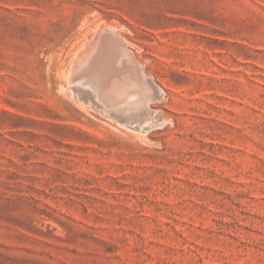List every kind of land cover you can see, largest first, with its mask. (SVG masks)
<instances>
[{
    "label": "rangeland",
    "instance_id": "rangeland-1",
    "mask_svg": "<svg viewBox=\"0 0 264 264\" xmlns=\"http://www.w3.org/2000/svg\"><path fill=\"white\" fill-rule=\"evenodd\" d=\"M108 31L144 134L78 83ZM0 264H264V0H0Z\"/></svg>",
    "mask_w": 264,
    "mask_h": 264
},
{
    "label": "bare ground",
    "instance_id": "bare-ground-1",
    "mask_svg": "<svg viewBox=\"0 0 264 264\" xmlns=\"http://www.w3.org/2000/svg\"><path fill=\"white\" fill-rule=\"evenodd\" d=\"M102 36L93 55L79 65L76 72L81 73V78L78 79V83L89 88L92 91L91 96L105 109L111 111L114 117L121 118L123 122L121 125L126 129L144 134L162 125L149 113L151 84L140 76L136 67L132 66L128 54L122 61H118L117 65L113 62L115 59L111 60L108 57L109 50H115L120 55L124 40L120 35L110 31ZM120 62L123 64L120 65Z\"/></svg>",
    "mask_w": 264,
    "mask_h": 264
}]
</instances>
